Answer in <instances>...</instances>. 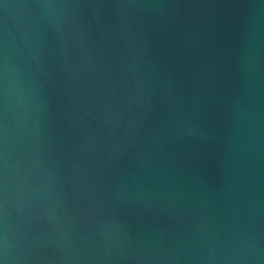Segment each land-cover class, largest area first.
<instances>
[{
	"label": "water",
	"instance_id": "obj_1",
	"mask_svg": "<svg viewBox=\"0 0 264 264\" xmlns=\"http://www.w3.org/2000/svg\"><path fill=\"white\" fill-rule=\"evenodd\" d=\"M0 264H264V0H0Z\"/></svg>",
	"mask_w": 264,
	"mask_h": 264
}]
</instances>
